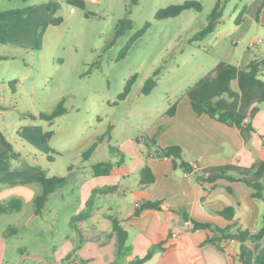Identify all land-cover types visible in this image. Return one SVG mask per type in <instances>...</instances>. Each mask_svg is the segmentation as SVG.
Segmentation results:
<instances>
[{
	"label": "rangeland",
	"instance_id": "1",
	"mask_svg": "<svg viewBox=\"0 0 264 264\" xmlns=\"http://www.w3.org/2000/svg\"><path fill=\"white\" fill-rule=\"evenodd\" d=\"M50 1L54 12L46 6ZM82 1L84 8L67 0H33L36 6L25 26L27 35L19 37L6 28L0 33L5 38L0 54L6 56L0 59V133L11 147L0 144V162L8 169L0 164V177L10 172L5 178L11 180L0 191L5 192V199L22 201L19 211L0 215L11 254L9 264H51L52 246L58 247L65 234L73 233L68 217L77 206L83 174L97 162H115L121 155L128 159L135 149L151 148L144 137L167 106L165 93L174 98L191 89L213 62L207 43L191 42L190 38L206 25L217 0H197L200 11L188 9L165 19H155V12L184 0ZM221 3L218 31L241 33L237 46L249 44V53L264 58V14L261 21L253 18L261 4L264 10V0ZM23 4L22 0H0L2 9ZM240 12L243 24L236 29ZM125 16L132 26L114 38L116 25ZM52 18L59 21L52 24ZM145 22L150 23L149 28L119 57ZM254 39L261 41L252 43ZM156 69L160 70L157 84L144 94L142 87ZM133 74L136 77L129 93L119 100L118 94ZM60 101L64 113L52 124L39 118L40 113L50 114ZM48 131L51 134L43 138ZM97 137L101 140L83 159L82 153ZM32 167L45 176L66 179L39 214L34 212L30 192H41V185L19 180L30 178ZM36 245L43 259L33 256Z\"/></svg>",
	"mask_w": 264,
	"mask_h": 264
},
{
	"label": "crops",
	"instance_id": "2",
	"mask_svg": "<svg viewBox=\"0 0 264 264\" xmlns=\"http://www.w3.org/2000/svg\"><path fill=\"white\" fill-rule=\"evenodd\" d=\"M22 1L24 6L0 8V11L26 9L23 14L0 17V33L6 28L19 37L27 35L25 26L36 3L31 0L25 6L29 0ZM46 6L49 9L52 7H49V3ZM263 14L264 10L259 15L260 21ZM253 18L255 20V14ZM241 21L242 17L236 23V29L241 28ZM218 28L217 25L197 42L207 43V52L213 61L211 66L191 89L174 98L165 93L167 106L149 126L144 140L156 135V143L161 147L179 145L186 159L194 163L204 176L219 172L234 176L253 167L247 178L251 181L261 180L264 175V69L252 79L245 77V71L249 61L263 57L260 53H249V44L244 48L237 46L241 33L232 29L230 33L218 31ZM257 40L260 39L252 42ZM228 65L235 67L234 78H230ZM206 100H213V104L221 110L246 112L248 118L245 121L251 120L255 130H249L245 124L241 127L227 125L208 113H195L191 101ZM174 102V114L169 116L165 112ZM42 151L47 150L42 148ZM105 161L112 164L108 174L95 175L92 166L87 175L83 174L79 200L68 221L71 223L73 216L85 210L88 200H92L93 205L90 216L70 224L73 233L65 234L58 247L52 246L51 264H108L115 260L119 264H127L159 244L160 247H154L152 256L143 264H240L237 259L238 240H223L222 249H219L205 242L209 235L207 230L192 229V225L194 221L209 222L219 227L233 223L234 229L249 232L259 230L264 202L252 197L251 187L241 180L227 178L198 181L193 174L186 175L180 167L173 165L169 158L157 157L151 150L135 149L128 159L121 155L115 162H101ZM0 164L3 170H8L6 164ZM144 166L150 169L153 182L140 183L139 173ZM32 170L30 178L19 180L40 184L37 182L39 170L36 167H32ZM7 173L0 177V190L1 186L11 181L6 180ZM106 186H114L115 189L107 193L92 192ZM59 188L61 186L48 195L46 202L59 193ZM30 193L34 198L40 191ZM0 194V202L5 201V192L0 191ZM59 196L63 198L64 194ZM143 200L162 201L168 210L145 211L134 217L135 206ZM227 207L233 208L230 219L216 214ZM56 210L59 212V209ZM112 217L118 218L127 230L130 250L124 256L115 254ZM247 244L252 246L250 242ZM39 250L36 245L33 256L43 259L37 254ZM10 255L5 229L1 227L0 264H9Z\"/></svg>",
	"mask_w": 264,
	"mask_h": 264
},
{
	"label": "trees",
	"instance_id": "3",
	"mask_svg": "<svg viewBox=\"0 0 264 264\" xmlns=\"http://www.w3.org/2000/svg\"><path fill=\"white\" fill-rule=\"evenodd\" d=\"M67 2L73 6H77L79 8H84L82 0H67ZM137 0H131L132 4H135ZM49 2V7H50ZM262 4L255 12V20H259V15L261 13ZM51 12H54L53 7H50ZM188 9H193L195 11H200L202 9V5L197 0H184L181 3L171 4L163 8H159L154 15L155 19H165L176 17L180 15L182 12ZM26 9H11V10H4L0 11V17L13 15L18 13H25ZM242 12V11H241ZM241 12L235 19V22L238 23V20L241 18ZM129 13V11H128ZM89 14V13H85ZM222 16V3L221 0H217L213 9L207 16V23L206 25L195 33L191 38L190 41H199L202 40L207 34L211 33L215 27L219 24L220 18ZM59 21L58 18H52L51 23L56 24ZM132 26V21L128 16L121 18L114 30V38H117L125 32V30L130 29ZM150 23L145 22L144 25L138 29L133 36L129 39L125 47L120 51L119 57H124L126 54V50L129 48L131 43L141 37L145 31L149 28ZM0 44H5V38L2 34H0ZM6 56L0 55V59H4ZM230 71V78L235 77V67L232 65H228ZM264 69V58L251 60L247 64V69L245 71L246 78H255V76ZM160 72L159 69L154 70L153 74L148 77L142 87V92L144 94H148L154 86L157 84V75ZM136 74L131 75L128 80L126 81L123 90L120 94H118V99H124L130 91V88L134 82ZM192 109L197 114L208 113L210 116L215 118L218 121H221L227 125L241 127L243 124L249 130L254 131V127L251 124V120L248 122L245 121L248 118V114L246 112H239L236 110H221L217 108L213 104V100H206L203 102L191 101ZM175 111V102L172 103L166 110V114L172 116ZM64 113V108L62 106V101H60L55 109L50 114H39L40 119L46 120L49 124H52L53 120L62 115ZM161 129V128H160ZM159 129V131H160ZM51 131H48L44 134L43 138L49 136ZM101 140L100 137H97L96 141L92 143L83 153L82 158L87 159L91 153L94 151L96 145ZM149 140L151 148V153L157 157H166L169 158L173 165L180 167L184 172L193 174L198 181L208 180L214 181L218 178H227L229 180H241L249 187H251V195L252 197L259 199L264 202V175L261 180L251 181L247 178V175L251 171L253 167L249 170L241 171L237 173V175H227L224 172L214 173L208 176H204L200 174L197 170L196 165L194 163L189 162L186 159V155L183 149L179 145H168L165 147H161L156 143V135L147 138ZM0 141L2 144L8 149H10V144L5 140L3 135L0 133ZM112 147H110V151L112 152ZM196 164V163H195ZM112 164L109 161L105 162H98L92 165V170L95 175H105L108 174ZM40 176L37 179V182L41 185V192L34 196V212L35 214H39L41 212L44 203L47 200L48 195L53 192L57 187L62 186L66 179L63 176H51L46 177L41 170H39ZM146 173L147 176H146ZM140 183L145 184L149 182H153V175L150 169L147 166H144L140 170ZM25 182V181H23ZM115 189L114 186H106L103 188L93 189V193L100 192V193H107L113 191ZM22 201L18 197H11L6 199L3 202H0V215L9 213V212H16L21 209ZM92 200H88L86 204L85 210L78 213L77 215L71 218V224L78 220L86 219L90 216V212L92 209ZM155 210H168L162 201L159 200H143L139 202L134 209L133 216H139L140 214L144 213L145 211H155ZM216 214L221 215L227 219H230L233 215V208L227 207L221 211H217ZM261 227L259 230L255 232H249L248 230H241V229H234L235 224H229L225 227H219L215 224L209 222H198L194 221L192 225V229H205L209 232L205 242L212 243L217 248L222 249L221 242L226 239L234 238L238 240L239 247H238V255L237 259L240 264H264V213L262 214V221ZM111 229L112 234L115 238V254L116 256H124L130 250V247L127 245V230L121 225V221L116 218H111ZM247 242L252 243V246L248 245ZM154 247H160L159 245H154L153 248L151 247L147 253L142 256L138 257L127 264H143L146 260H148L153 253ZM108 264H119L118 261H112Z\"/></svg>",
	"mask_w": 264,
	"mask_h": 264
},
{
	"label": "built area",
	"instance_id": "4",
	"mask_svg": "<svg viewBox=\"0 0 264 264\" xmlns=\"http://www.w3.org/2000/svg\"><path fill=\"white\" fill-rule=\"evenodd\" d=\"M255 42H260V40H257V41H255ZM252 43H254V42H252ZM185 174H186V175H190V173H186V172H185Z\"/></svg>",
	"mask_w": 264,
	"mask_h": 264
},
{
	"label": "water",
	"instance_id": "5",
	"mask_svg": "<svg viewBox=\"0 0 264 264\" xmlns=\"http://www.w3.org/2000/svg\"><path fill=\"white\" fill-rule=\"evenodd\" d=\"M253 114H254V113L252 112V113L250 114V116L252 117V116H253Z\"/></svg>",
	"mask_w": 264,
	"mask_h": 264
}]
</instances>
